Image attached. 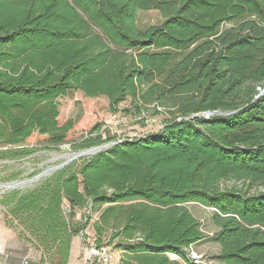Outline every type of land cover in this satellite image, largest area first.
I'll use <instances>...</instances> for the list:
<instances>
[{"label":"trees","instance_id":"1","mask_svg":"<svg viewBox=\"0 0 264 264\" xmlns=\"http://www.w3.org/2000/svg\"><path fill=\"white\" fill-rule=\"evenodd\" d=\"M151 10L162 21L141 26ZM72 91L167 118L71 139L110 145L3 195L13 227L67 261L97 212L94 247L121 264H207L187 252L208 238L185 205L198 201L220 246L209 264H264V0H0V160L67 143L81 113L61 125L58 98ZM207 112L224 114L190 118ZM36 133L50 139L17 148Z\"/></svg>","mask_w":264,"mask_h":264},{"label":"rangeland","instance_id":"2","mask_svg":"<svg viewBox=\"0 0 264 264\" xmlns=\"http://www.w3.org/2000/svg\"><path fill=\"white\" fill-rule=\"evenodd\" d=\"M162 19L163 17L161 14L155 10L139 13V24L141 26L158 24L162 21ZM58 102L62 115L61 125L69 124L73 117H75L78 113H81V117L68 133L66 138L67 143L59 145V150H47V152L46 150H41L25 159L23 157V159H13V162L10 163L0 162V174L5 172V175H8V179L11 178V180H15L16 177L24 171L30 170L32 173L36 174L39 172L38 167H51L64 162L66 158L60 156L73 152V149L68 142L71 139L76 138L82 133L86 132L97 122L104 123L103 128H108L111 135H117L119 139H124L126 137L140 136L146 133L158 131L167 118L166 113H155L154 110H143V112L140 114L134 113L132 111L126 112L124 109L130 108V104L127 101L119 105L118 112L113 113L105 109V104H107L105 103V100L86 99L81 93L73 91L69 92L63 97H59ZM49 139L50 138L48 135L36 133L23 145H21V147L17 148H21L22 150V148L30 149L32 147H36L37 145L42 146L40 142H47ZM65 146L67 147L65 148ZM30 188H32V186ZM185 205L188 206L194 215L202 222L203 231L206 233V235H208L206 240L199 244L193 245L188 249L187 252L195 262L202 261L203 263L207 264L212 263L211 257L218 254L220 246L215 243L212 238H209L212 237L216 231L215 227L210 223V209L199 204L198 201H192ZM82 212L83 211H81V209H76V215L80 213L82 216ZM97 218L98 213H93L90 224L83 232L79 233L78 235L81 234L84 236L85 240H87L88 235L86 232H88L92 235V239H95L93 223ZM12 225L11 215H9L8 211H6L4 207L0 206V229H3L6 233L14 232L23 234L24 229L18 226L13 227ZM85 235H87V237H85ZM105 248H107L109 252L111 251L110 249L113 250L112 247ZM112 254L114 255V258L121 257L122 255V253ZM171 257L173 259H177L175 256ZM182 263L184 262L182 261Z\"/></svg>","mask_w":264,"mask_h":264},{"label":"crops","instance_id":"3","mask_svg":"<svg viewBox=\"0 0 264 264\" xmlns=\"http://www.w3.org/2000/svg\"><path fill=\"white\" fill-rule=\"evenodd\" d=\"M75 219L80 220L81 214H77ZM86 234L87 240L81 234L73 238L67 261H63L62 257L53 259L52 256L47 255L28 234L6 233L0 229V264H99L93 252L96 249L93 247L94 239L90 233L86 232ZM110 250L114 264H121L119 262L121 257L114 258L112 253L123 252Z\"/></svg>","mask_w":264,"mask_h":264},{"label":"water","instance_id":"4","mask_svg":"<svg viewBox=\"0 0 264 264\" xmlns=\"http://www.w3.org/2000/svg\"><path fill=\"white\" fill-rule=\"evenodd\" d=\"M215 114L221 115L224 113H222V112H207V113L193 115L190 118H194V117H206V118H208V117L215 115ZM109 145L110 144H103L100 146H95V147H91L88 149H84V150H81L78 152H71V153H68L65 155H61L60 157L66 158V160L64 162H62L58 165H55V166L48 167L30 179L17 180V181H13V182H9V183H0V194L4 193L5 191H8V190H16V189L24 188L27 184L33 185L34 183L38 182L40 179L50 175L51 173H53L59 169H62L63 167L72 163L73 161L80 159L82 157L93 156V155L97 154L98 152L102 151L103 149L107 148ZM66 147L67 146H65V148Z\"/></svg>","mask_w":264,"mask_h":264},{"label":"flooded vegetation","instance_id":"5","mask_svg":"<svg viewBox=\"0 0 264 264\" xmlns=\"http://www.w3.org/2000/svg\"><path fill=\"white\" fill-rule=\"evenodd\" d=\"M46 152H47V150H46ZM29 156H32V153L29 154V155H27V156H24V159H25V158H28ZM21 158L23 159V157H21ZM22 159H21V160H22ZM0 162H2V163H4V162H5V163H10V162H13V160H11V159H6V158H5V159H1ZM48 167H50V166H47V167H45V168H44V167H38L39 172H37L36 174L42 172L43 170H45V169L48 168ZM36 174L32 173V171H30V170H27V171L22 172L20 175H18V176L16 177L15 180H11V178L8 179V178H7L8 175H5V172H3V173L0 174V183H9V182L17 181V180H26V179H30V178H32V177L35 176ZM13 177H15V176H13ZM31 186H32V184H27L24 188L16 189V190L24 191V190L30 188ZM10 191H14V190H8V191H5L4 193L0 194V198H1L3 195H5L6 193L10 192Z\"/></svg>","mask_w":264,"mask_h":264},{"label":"built area","instance_id":"6","mask_svg":"<svg viewBox=\"0 0 264 264\" xmlns=\"http://www.w3.org/2000/svg\"><path fill=\"white\" fill-rule=\"evenodd\" d=\"M94 254L99 260V264H114L112 255L107 248H101L99 250L94 249Z\"/></svg>","mask_w":264,"mask_h":264}]
</instances>
